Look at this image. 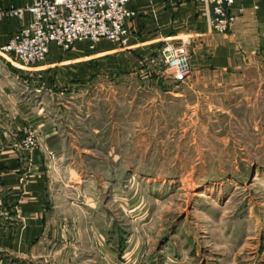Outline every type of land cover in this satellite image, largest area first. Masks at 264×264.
<instances>
[{
	"label": "rangeland",
	"instance_id": "obj_1",
	"mask_svg": "<svg viewBox=\"0 0 264 264\" xmlns=\"http://www.w3.org/2000/svg\"><path fill=\"white\" fill-rule=\"evenodd\" d=\"M161 46L140 65L106 39L79 42L8 82L61 138L56 152L28 122L18 145L46 155L72 264H264V58L242 46L215 68L192 43L175 82Z\"/></svg>",
	"mask_w": 264,
	"mask_h": 264
},
{
	"label": "crops",
	"instance_id": "obj_2",
	"mask_svg": "<svg viewBox=\"0 0 264 264\" xmlns=\"http://www.w3.org/2000/svg\"><path fill=\"white\" fill-rule=\"evenodd\" d=\"M31 1L0 0V8L23 6ZM238 5L244 6L245 11L229 32L221 34L208 27L201 7L194 1L133 0L136 16L129 22L131 45L119 49H130L127 52L133 61L142 65L146 60L143 56L165 41L185 42L189 48L194 43L196 50L207 48L212 52L210 60V55L195 59L199 73L204 72L207 60L213 67L225 69L237 58L245 59L237 56V49L242 46H255L250 52L264 58V4L256 9L253 0H241ZM22 24L18 18L0 20V47ZM193 57L196 56L192 55V62ZM8 64L14 72L7 70ZM11 64L0 51V264H72L78 252L71 243L73 217L57 214L46 155L42 151L27 153L18 145L28 122L41 123L44 135L53 139L50 147L56 152L61 138L55 123L42 115L41 108L36 109L21 96L25 91L8 84L15 79L25 81L33 74Z\"/></svg>",
	"mask_w": 264,
	"mask_h": 264
},
{
	"label": "built area",
	"instance_id": "obj_3",
	"mask_svg": "<svg viewBox=\"0 0 264 264\" xmlns=\"http://www.w3.org/2000/svg\"><path fill=\"white\" fill-rule=\"evenodd\" d=\"M133 0H32L23 6L0 8V20L18 18L21 28L0 47L12 64L20 68L47 60L53 47L69 50L85 42L94 48L101 39L120 47L131 45L129 22L136 16ZM202 9L208 27L227 33L245 11L241 0H191ZM258 9L264 0H253ZM27 15L29 16L28 19ZM191 53L186 43L167 42L163 61L175 82L192 72Z\"/></svg>",
	"mask_w": 264,
	"mask_h": 264
}]
</instances>
